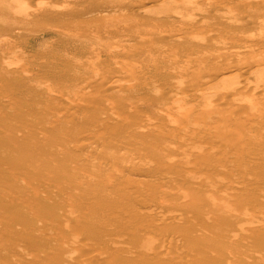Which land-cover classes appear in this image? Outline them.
I'll return each instance as SVG.
<instances>
[{"label":"rangeland","instance_id":"obj_1","mask_svg":"<svg viewBox=\"0 0 264 264\" xmlns=\"http://www.w3.org/2000/svg\"><path fill=\"white\" fill-rule=\"evenodd\" d=\"M48 1L0 22V264H264V0ZM216 43L227 71L204 73Z\"/></svg>","mask_w":264,"mask_h":264},{"label":"bare ground","instance_id":"obj_2","mask_svg":"<svg viewBox=\"0 0 264 264\" xmlns=\"http://www.w3.org/2000/svg\"><path fill=\"white\" fill-rule=\"evenodd\" d=\"M17 1H19V0H8V3L9 4H7V2H5L4 0L2 1V0H0V22H4L5 20L7 21V19H6V17L8 16V15H10L11 14V17H13L14 18V20H15V22L17 23V27L18 28H23V27H28L32 22H33V17L35 16V14H36V12H28V11H25V10H21V9H17L15 6H14V3H17ZM34 3L36 4V6H38V7H40V8H42V7H45V6H47L48 4H49V1L48 0H34ZM130 4V1L129 0H124V6L125 5H129ZM133 4V3H132ZM62 6H64V5H62V4H60V3H58V6H56V8H57V10L58 11H60L61 10V7ZM122 7V6H121ZM120 7V8H121ZM63 8V7H62ZM39 9V8H38ZM124 9V8H123ZM62 11V10H61ZM58 13H60V12H58ZM230 15H232V13L230 12ZM49 16L50 17H53L54 18V16H55V14H53V13H50L49 14ZM64 24V23H63ZM3 25L2 24H0V31L3 29V27H2ZM5 27V26H4ZM2 28V29H1ZM8 28V27H7ZM6 27H5V29H7ZM55 29V28H54ZM3 31V30H2ZM250 35H248V37H249ZM250 38H253V45H255L256 46V48L258 47L259 49V51H260V53H262V52H264V37H262V39H259V42L261 43V44H259L257 41H256V39H255V37H252V36H250ZM8 40H10V38L8 39ZM8 40H6V39H4L3 37H1L0 36V49H4L6 46H8L9 45V43L11 42V40H10V42L8 41ZM10 47V46H9ZM240 50L241 51H245V49H242L241 47H238V49H236L234 52H232V54H231V57H233V55H235L236 53H240ZM1 51V50H0ZM250 52L251 51H249V55H250ZM0 53H6V52H0ZM239 55L240 54H238V56H237V54H236V56L237 57H239ZM115 56V55H114ZM229 57L230 55H228V52H227V49H226V47H224L222 44H220V43H216V45H215V47L210 51V53H205V54H203V55H200V56H197V59H198V65L200 66V67H203V66H206L207 67V69L206 70H204L205 72L204 73H208L210 70H212V69H214L216 72L217 71H227V68L224 66V64H223V62H222V60L224 61V57ZM236 56H234V57H236ZM250 56H252V55H250ZM259 56V55H258ZM258 58V57H257ZM256 58V59H257ZM260 59H262L261 61V63H263L264 62V54H261V56L259 57ZM241 59H243V58H241ZM240 59V60H241ZM255 59V60H256ZM260 59L257 61V62H259L260 61ZM239 60V58H237V59H235V60H233L232 62V67L230 68V66H229V69H228V76H230V77H227V78H231V77H233L234 76V74H232V71H233V68L234 67H236V64L237 63H239L240 62V64H242V60L240 61ZM251 60V59H250ZM254 60V59H253ZM248 61V60H247ZM252 61V60H251ZM225 62H227V61H225ZM229 62V61H228ZM132 63V62H131ZM131 63L129 62L127 65H131ZM244 63V65L243 66H245L246 64V61L245 62H243ZM253 63H255V62H253ZM228 64V63H227ZM250 64V63H249ZM255 64H257V63H255ZM259 64V63H258ZM257 64V65H258ZM231 65V64H230ZM251 65H254V64H251ZM242 66V67H243ZM247 66V65H246ZM256 66V65H255ZM131 66H129V68H130ZM188 68L185 64H182V65H179L178 67H176L175 69H176V71L174 70V72H172V75H171V77H170V83L171 84H177L178 82H183L185 79L184 78H187L188 79V77L189 76H187L186 77V72L185 71H187L185 68ZM177 68H180V69H183L182 71H178L177 70ZM193 69H196V68H193ZM192 71V70H191ZM195 71V70H194ZM203 71V70H202ZM201 71V72H202ZM24 72V71H23ZM128 72V71H127ZM127 72H125V73H127ZM196 72V71H195ZM222 72V73H223ZM134 73H136V72H134ZM188 74H189V72H187ZM194 73V72H193ZM219 73V72H218ZM189 75H191V74H189ZM205 75V74H204ZM206 76V75H205ZM208 76V75H207ZM139 78L141 77V76H138ZM137 77V78H138ZM138 78V79H139ZM187 79L184 81L185 83L187 82ZM203 79H204V77H203ZM162 81V80H161ZM160 81V82H161ZM97 82H98V80H97ZM257 82V81H256ZM178 84H182V83H178ZM177 84V85H178ZM189 84V82H187V85ZM235 84H236V82H235ZM234 84V85H235ZM253 84H254V82H253ZM185 85V84H184ZM190 85V84H189ZM188 85V86H189ZM252 85V84H251ZM109 86V85H108ZM113 86V85H112ZM172 86V85H171ZM179 86V85H178ZM192 86V85H191ZM190 86V87H191ZM180 87H182V85H180ZM184 88H183V92H184V89H185V86H183ZM234 88L232 89L233 91H235V93L236 92H239L240 90H243V89H245V87H243V86H237V84H236V86H233ZM130 88V87H129ZM179 89H182V88H179ZM190 89V88H189ZM247 89H249V87H247L246 88V90ZM46 90H48V89H46ZM115 90V89H114ZM187 90V89H186ZM187 92V91H186ZM242 92V91H241ZM254 92V91H253ZM47 93H50V91H47ZM238 94V93H237ZM239 94H240V92H239ZM255 97V96H254ZM258 97H260V95L258 96ZM258 97H255V98H258ZM261 99V98H260ZM259 99V100H260ZM237 105V104H236ZM236 105H235V107L233 108V110L232 111H237L236 109H237V107H236ZM238 106H239V103H238ZM164 107V106H163ZM163 107H162V105H156L155 107H154V109L152 110L153 112H154V115L155 114H161V113H163L164 111H163ZM165 108V107H164ZM163 111V112H162ZM238 125H240V124H238ZM238 127V126H237ZM240 127H241V125H240ZM238 127V129H242L243 127ZM222 129H223V127H221ZM221 128H220V130H221ZM237 129V130H238ZM219 130V129H218ZM243 130V129H242ZM222 131V130H221ZM224 131V130H223ZM218 139V138H217ZM224 141H222L221 143H218V145L215 147V149H213V150H215V152H216V149H217V152L215 153L216 155H217V153H218V150L219 151H222L223 153H229L230 152V154H232L231 156H233L234 157V155H236V156H238L239 158H241V157H243L244 155H241V149H239V139L237 140L236 138L233 140V138H231V140H233V141H231L230 139H228V140H226L225 139V136H224V139H223ZM215 142V141H214ZM212 148H213V146H212ZM208 150V149H207ZM206 150V151H207ZM212 150V149H211ZM212 150V151H213ZM210 151V150H209ZM211 151V152H212ZM214 152V151H213ZM244 153V152H243ZM0 157H1V154H0ZM218 157V156H217ZM249 157V156H248ZM247 158V157H246ZM245 158V159H246ZM55 159V158H54ZM244 159V157L241 159V160H243ZM214 160V159H213ZM238 160V159H237ZM234 161V160H233ZM237 162V161H236ZM244 162V161H243ZM217 164L221 167V165H222V161L220 160V161H218L217 162ZM218 177V176H217ZM235 177H237V176H235ZM235 177H233V178H235ZM91 178V177H90ZM93 179V178H92ZM105 179H107V178H105ZM217 179V178H216ZM215 179V180H216ZM219 180H220V178H218ZM217 179V182H220L219 180ZM237 179H239V177H237ZM236 178L235 179H232V178H230V180H228V182H229V184L230 185H234L235 183L237 184L238 182H239V180H237ZM108 180V179H107ZM235 180V181H234ZM109 180L107 181V184H109ZM222 182V181H221ZM225 182H227V180L225 181ZM223 183V182H222ZM227 184V183H226ZM235 184V185H236ZM232 185V186H233ZM235 185H234V187H235ZM47 188V187H46ZM96 190H99V188H97ZM96 190H93V189H91V196H92V198H93V207H92V212L93 213H96V214H102V212L100 211L101 209H100V204L98 203L99 202V200H100V191L98 192V191H96ZM230 190H232V189H230ZM224 191V190H223ZM219 192H218V195L216 196L215 194H214V196H216V197H218L219 198ZM234 195V193L233 192H228L227 191V193H224L223 192V194L222 195H220V199L222 200V202L224 203L225 201H227L229 198H231L232 196ZM257 214V213H256ZM259 215V214H258ZM256 216V215H255ZM263 216V215H262ZM25 223V222H24ZM237 227V226H236ZM239 227V226H238ZM238 229H240V228H238ZM11 232V231H10ZM141 238V237H140ZM149 240V238L148 237H146V238H141L140 240H138V242H137V245H136V247H135V249L133 250L134 252H141V251H143L145 248H146V242ZM154 240H151V242H150V248L152 249V251L155 253V255H157V256H162V257H165V256H171L173 253H174V250H173V248H170V246H167L168 244L167 243H164L163 241L161 242V243H158V242H153ZM171 245V244H170ZM173 245H174V243H173ZM172 245V246H173ZM70 246L74 249V250H76L77 248H78V246L79 245H77L75 242H72V243H70ZM175 248H177V246L175 247ZM73 250V251H74ZM121 250V249H120ZM87 256V255H86ZM88 258V257H87ZM137 257H132L131 258V260H134V259H136ZM7 264V263H6Z\"/></svg>","mask_w":264,"mask_h":264}]
</instances>
